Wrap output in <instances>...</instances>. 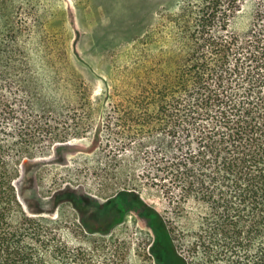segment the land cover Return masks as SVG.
I'll use <instances>...</instances> for the list:
<instances>
[{
  "label": "trees",
  "instance_id": "trees-1",
  "mask_svg": "<svg viewBox=\"0 0 264 264\" xmlns=\"http://www.w3.org/2000/svg\"><path fill=\"white\" fill-rule=\"evenodd\" d=\"M46 3L0 0V264H118L117 255L97 253L101 237L86 247L60 233L96 232L55 217L67 191L52 207L35 199L28 210L16 185L26 158L69 137L40 112H63L76 98L47 74ZM182 3L184 69L129 102L157 111L166 130L155 141L152 185L203 208L182 252L162 215L140 199L157 222L150 250L158 264H264V0Z\"/></svg>",
  "mask_w": 264,
  "mask_h": 264
},
{
  "label": "rangeland",
  "instance_id": "rangeland-1",
  "mask_svg": "<svg viewBox=\"0 0 264 264\" xmlns=\"http://www.w3.org/2000/svg\"><path fill=\"white\" fill-rule=\"evenodd\" d=\"M46 1L52 36L47 74L68 100L76 98L63 112L38 115L69 137L20 166L16 185L25 207L35 199L52 207L56 194L67 191L58 196L63 200L55 217L84 221L96 232L87 231V238L64 228L61 234L86 247L101 237L97 253L117 255L118 264H158L150 250L157 222L141 199L162 215L184 252L202 204L183 201L179 192L171 201L164 187L152 185V165L161 153L155 141L166 130L157 111L129 102L184 69V0ZM191 264L199 263L191 258Z\"/></svg>",
  "mask_w": 264,
  "mask_h": 264
},
{
  "label": "bare ground",
  "instance_id": "bare-ground-1",
  "mask_svg": "<svg viewBox=\"0 0 264 264\" xmlns=\"http://www.w3.org/2000/svg\"><path fill=\"white\" fill-rule=\"evenodd\" d=\"M143 1V0H142ZM142 1H141V3H142ZM140 2V1H139ZM128 4V3H127ZM145 6H146V4H144Z\"/></svg>",
  "mask_w": 264,
  "mask_h": 264
}]
</instances>
